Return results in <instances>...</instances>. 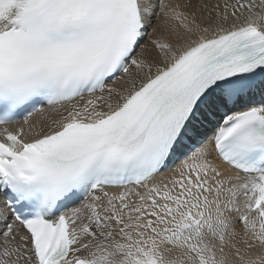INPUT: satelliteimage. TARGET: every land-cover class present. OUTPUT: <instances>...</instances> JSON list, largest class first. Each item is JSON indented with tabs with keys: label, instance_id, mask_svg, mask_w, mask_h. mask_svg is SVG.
Wrapping results in <instances>:
<instances>
[{
	"label": "snow or ice",
	"instance_id": "6c2138e0",
	"mask_svg": "<svg viewBox=\"0 0 264 264\" xmlns=\"http://www.w3.org/2000/svg\"><path fill=\"white\" fill-rule=\"evenodd\" d=\"M0 264H264V0H0Z\"/></svg>",
	"mask_w": 264,
	"mask_h": 264
},
{
	"label": "bare ground",
	"instance_id": "6f19581e",
	"mask_svg": "<svg viewBox=\"0 0 264 264\" xmlns=\"http://www.w3.org/2000/svg\"><path fill=\"white\" fill-rule=\"evenodd\" d=\"M175 2H184V0H175Z\"/></svg>",
	"mask_w": 264,
	"mask_h": 264
}]
</instances>
